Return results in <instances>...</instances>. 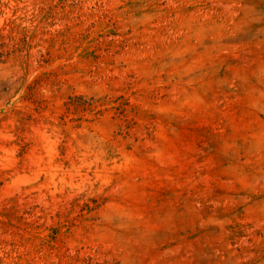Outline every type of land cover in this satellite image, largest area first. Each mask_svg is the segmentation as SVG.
Masks as SVG:
<instances>
[{"label":"rangeland","instance_id":"obj_1","mask_svg":"<svg viewBox=\"0 0 264 264\" xmlns=\"http://www.w3.org/2000/svg\"><path fill=\"white\" fill-rule=\"evenodd\" d=\"M0 264H264V0H0Z\"/></svg>","mask_w":264,"mask_h":264}]
</instances>
